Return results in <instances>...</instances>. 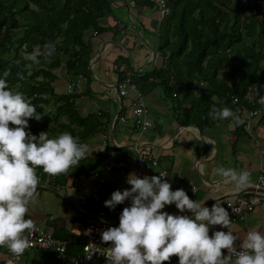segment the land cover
<instances>
[{
	"label": "crops",
	"instance_id": "obj_1",
	"mask_svg": "<svg viewBox=\"0 0 264 264\" xmlns=\"http://www.w3.org/2000/svg\"><path fill=\"white\" fill-rule=\"evenodd\" d=\"M109 1L110 8L120 11L123 20L104 12L103 17L97 20V26L102 31L96 33L89 29L84 33L83 40L89 50L82 72L73 78L66 73L62 64L54 70L55 79L51 83L54 94L71 97L78 117L95 114L101 123L99 130L82 142L88 145L86 157L82 159L86 165L74 167L76 174H68L64 182L59 183L55 176L36 172L40 182L35 203L28 206L25 219H32L35 225L42 228L50 227L52 236L60 240L79 238L86 219L93 215L91 211L85 210L79 192L72 189L73 180H77L79 190L86 193L93 188L105 195L131 188L127 178L130 173H134V167L125 172L115 171L109 176L101 175L102 142L105 143L106 154L114 160H124L132 155L137 143L146 146L150 154L158 158L157 161L165 163L164 166L158 163V168L166 171L165 180L171 184V190L183 189L190 199L205 202L204 206L215 203V200L222 203L235 195L247 194L246 191L251 190L255 183L258 168L264 166V133L261 135L259 129L252 127L250 133L243 132L241 128L237 131L229 121H222L202 131L194 126H179L175 121L177 110L169 106L167 99L158 97L159 88L144 96L151 127L140 135L134 131L127 109L133 94L129 93L126 99L118 98L115 87L125 76H129L131 81L135 80L155 65L160 45L156 37H161L157 35V28L167 15L159 16L153 0ZM169 1L166 0L168 12ZM154 41L158 42L157 46ZM151 51L154 53L153 60ZM78 76L83 80L78 79ZM68 84H76L80 94H67L65 87ZM115 116H126L128 120L125 124L114 120L110 125ZM47 121L52 124L50 119ZM61 123L66 124V118H62ZM217 167L249 172V185L236 189L232 183L215 174ZM122 175L125 176L124 180H121ZM161 211L174 215H193L190 211L180 213L174 204L166 205ZM231 229L239 238V243L249 231L258 230L264 234V206L255 208L245 214L242 220L232 223ZM77 244L80 243L73 245ZM34 252H25L26 255L23 254L17 264H32L37 258Z\"/></svg>",
	"mask_w": 264,
	"mask_h": 264
},
{
	"label": "trees",
	"instance_id": "obj_2",
	"mask_svg": "<svg viewBox=\"0 0 264 264\" xmlns=\"http://www.w3.org/2000/svg\"><path fill=\"white\" fill-rule=\"evenodd\" d=\"M250 1L252 6L246 4ZM235 2L237 12L232 9L233 0L169 1L163 22L164 41L158 47L160 64L132 80L143 94L160 88L172 102L171 108L177 110L175 121L179 126H194L202 131L231 121L212 120L207 114L213 105L234 111L230 95L249 108L245 97L252 88L264 86V0ZM251 11L261 18L252 16ZM104 12L111 13L109 0H0V76L10 69V89L21 92L43 114L40 121L29 119L26 131L37 136L45 131L49 138L68 132L83 142L101 127L95 114L78 117L71 97L54 94L51 83L54 70L62 64L73 78L82 72L89 50L84 33L89 29L102 31L97 20ZM17 27L22 32L15 36L10 29ZM46 43L55 45L54 55L49 60L39 57L40 63L27 69L25 65L31 62L25 61L21 53H31L34 46L42 48ZM230 55L245 61L246 67L235 65L221 71ZM18 72L23 74V80L17 77ZM260 95H264V88ZM47 106L53 110H46ZM62 118H66V124L61 123ZM235 128L240 130V126ZM79 163L86 165L83 160ZM36 172L45 174L42 168ZM71 173H77L74 167L67 174L55 176L56 180L63 183ZM80 251V244L67 245V255L75 256ZM35 255L32 264H55L50 251H35Z\"/></svg>",
	"mask_w": 264,
	"mask_h": 264
},
{
	"label": "clouds",
	"instance_id": "obj_3",
	"mask_svg": "<svg viewBox=\"0 0 264 264\" xmlns=\"http://www.w3.org/2000/svg\"><path fill=\"white\" fill-rule=\"evenodd\" d=\"M54 53L55 45L46 43L43 48L36 45L31 53L21 55L31 62L25 65L31 69L40 63L39 57L49 60ZM10 75L11 70L6 69L0 76V247L19 257L31 247L29 236L36 231L34 221L25 219L28 206L35 203L40 182L36 169L42 168L48 176L67 174L86 157L88 145L68 132L49 138L45 131L38 136L26 131L29 119L40 121L43 114L21 92L10 89ZM16 75L24 79L22 73ZM261 88L264 86L255 91L258 103L264 106ZM207 115L212 120L230 119L234 126L244 124L229 107L213 105ZM215 174L238 190L250 183L247 171L217 167ZM165 176L160 172L159 176L139 178L130 173L127 183L131 188L112 192L104 202L105 207L115 209L131 200L130 207H125L119 216V226L101 232L102 241L111 244L107 264H164L174 256L179 264H264V234L249 231L237 251L239 238L232 232L229 212L222 203L215 200L209 209L205 202L190 199L183 189L171 190V184L162 179ZM173 204L180 213L190 211L193 215L161 211ZM216 225L228 231H215L210 236V226Z\"/></svg>",
	"mask_w": 264,
	"mask_h": 264
},
{
	"label": "built area",
	"instance_id": "obj_4",
	"mask_svg": "<svg viewBox=\"0 0 264 264\" xmlns=\"http://www.w3.org/2000/svg\"><path fill=\"white\" fill-rule=\"evenodd\" d=\"M156 6V10L160 17H164L168 13L166 0H153ZM248 6L253 5V1L248 3ZM252 16L261 18L255 11L250 12ZM43 48V46H42ZM78 79H82L78 76ZM201 85V82L199 83ZM66 93L69 94H80L79 88L76 84L66 85ZM116 95L118 98L126 99L128 94H133L127 104L129 111V118L131 119V127L134 131H138V134H142L144 130L151 127V122L147 119V109L144 102L142 101V93L135 87L130 80L129 76H126L119 84L115 87ZM256 88H252L247 97H245L246 105L239 102L235 96H229V103L232 106L236 114H238L243 120L244 124L240 125V128L245 133H250L252 127H256L260 130L261 135L264 133V106L258 103L256 94ZM236 102H233V99ZM116 120L119 124H125L128 120L126 116H115L110 122ZM233 123L232 121H229ZM138 139V137L136 138ZM105 143L102 142V149L100 155L103 157L99 165V171L102 176H109L115 171L122 170L127 171L130 167H134V174L139 178L147 176H159L160 172L166 175L164 169L158 168V161L154 158L148 148L140 143H137L133 148V154L127 156L124 160H114L111 156L105 152ZM125 176L122 175L121 180H124ZM162 179H166V176ZM101 182V180H100ZM72 189L79 192L85 210L91 211L92 216L89 217L87 222L82 228V232L79 238H71L68 240L56 239L52 236L51 228H42L36 225V231H34L29 239L31 241V247L26 251H50L53 254L55 264H107V255H109L108 248L111 247L110 242L105 243L101 239V232L109 227L119 226V216L125 207H130L131 200L128 199L124 203L119 204L115 209H109L104 206V202L111 198V193L103 194L96 188H93L89 192L79 190L77 180L72 181ZM253 193H247L243 195H235L222 202V206L229 212L232 223L242 220L245 214L251 213L255 208L264 206V166H260L257 172V178L255 183L251 186ZM194 189L191 187V191ZM262 189L261 192L257 190ZM193 192V191H192ZM211 205H207L211 209ZM215 231H225L228 229L222 228L219 225L210 226L209 235L211 236ZM27 235V232L25 233ZM79 242L81 244V251L75 256H67V245ZM237 251H239L236 241ZM57 249H63L61 253ZM224 255H227V250H223ZM0 262L2 264L19 263L21 256L17 257L10 253L6 247H0ZM164 264H172V258Z\"/></svg>",
	"mask_w": 264,
	"mask_h": 264
},
{
	"label": "rangeland",
	"instance_id": "obj_5",
	"mask_svg": "<svg viewBox=\"0 0 264 264\" xmlns=\"http://www.w3.org/2000/svg\"><path fill=\"white\" fill-rule=\"evenodd\" d=\"M233 2H234V5H233V10L235 11V12H237L236 10H237V7H236V2H235V0H233ZM233 4V3H232ZM111 13H112V15H113V17L115 18V19H120V20H123V18H122V14H121V12L120 11H116V10H113V9H111ZM241 17H243V15H241ZM17 20V19H16ZM165 31H166V27H165V25H164V23L163 22H161V24L158 26V28H157V35L158 36H161V37H156V41H157V39H158V41H160V43H162V41H164L163 39H164V35H165ZM10 32L13 34V35H15V36H17V35H19V34H21V32H22V28L21 27H17V28H12V29H10ZM156 41H154V44H156V46L158 45V42H156ZM155 46V47H156ZM176 48H177V46H175ZM156 51H157V49H155ZM157 57H156V65H158V64H160V61H161V57H160V55H159V53L157 52ZM167 54H168V52L167 53H165V55H166V57H167ZM235 65H237V66H240V67H246V63H245V61H238V60H236V58L233 56V55H230L229 56V61H228V63L226 64V65H223L220 69H221V71H228V70H230L231 69V67L232 66H235ZM200 85V84H199ZM157 89H158V87H157ZM160 89V88H159ZM158 89V90H159ZM161 90V89H160ZM159 90V98H162V99H166L164 96H163V93L161 92ZM149 94H145V95H143V98H142V101L145 103V97L144 96H148ZM167 101H168V103H169V106L170 105H172V102L170 101V100H168L167 99ZM46 110H53L50 106H47L46 108H45ZM51 123V122H50ZM121 152H123V150L121 151ZM158 159V158H157ZM158 163H159V166H164V162L162 163V161L161 160H158ZM42 225V224H41ZM173 261H174V264H179V260H178V257H175L174 256V259H173Z\"/></svg>",
	"mask_w": 264,
	"mask_h": 264
},
{
	"label": "water",
	"instance_id": "obj_6",
	"mask_svg": "<svg viewBox=\"0 0 264 264\" xmlns=\"http://www.w3.org/2000/svg\"><path fill=\"white\" fill-rule=\"evenodd\" d=\"M153 59H154V53L151 51V60H153ZM261 191H262V189L257 190V192H261ZM263 191H264V189H263ZM246 192L253 193L252 190H249V191H246Z\"/></svg>",
	"mask_w": 264,
	"mask_h": 264
}]
</instances>
